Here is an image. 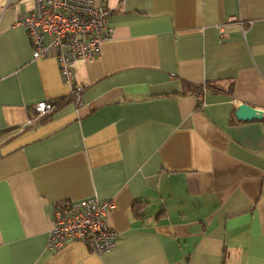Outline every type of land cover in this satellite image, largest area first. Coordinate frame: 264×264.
<instances>
[{"label": "crops", "instance_id": "0c3cea01", "mask_svg": "<svg viewBox=\"0 0 264 264\" xmlns=\"http://www.w3.org/2000/svg\"><path fill=\"white\" fill-rule=\"evenodd\" d=\"M34 2L0 0V264H264V0H93L112 37L80 102L32 57ZM91 196L116 249L48 250L54 207Z\"/></svg>", "mask_w": 264, "mask_h": 264}, {"label": "built area", "instance_id": "2783aa9c", "mask_svg": "<svg viewBox=\"0 0 264 264\" xmlns=\"http://www.w3.org/2000/svg\"><path fill=\"white\" fill-rule=\"evenodd\" d=\"M108 16L109 12L96 6L93 0H35L32 11L17 24L26 31L33 59L54 57L62 80L70 85V93L76 94L80 102L78 91L82 87L76 85V69L100 57L101 43L111 39ZM220 32L225 37L222 28ZM55 105L48 101L35 104L27 125L39 122ZM113 208L111 200L101 201L94 196L58 203L53 210L46 248L55 252L68 242H81L94 254L115 250L119 235L107 222Z\"/></svg>", "mask_w": 264, "mask_h": 264}, {"label": "water", "instance_id": "95a60500", "mask_svg": "<svg viewBox=\"0 0 264 264\" xmlns=\"http://www.w3.org/2000/svg\"><path fill=\"white\" fill-rule=\"evenodd\" d=\"M235 115L241 121L261 120L263 112L260 109H255L251 105L242 103L238 106Z\"/></svg>", "mask_w": 264, "mask_h": 264}, {"label": "trees", "instance_id": "16d2710c", "mask_svg": "<svg viewBox=\"0 0 264 264\" xmlns=\"http://www.w3.org/2000/svg\"><path fill=\"white\" fill-rule=\"evenodd\" d=\"M52 103H53V102H52ZM59 103H60V101H55L53 104H54V105L56 104L55 106H57ZM47 115H48V114H47ZM45 118H46V117L40 119L39 122L43 121ZM135 212H136V215H137V216L141 215V213H139V210H135Z\"/></svg>", "mask_w": 264, "mask_h": 264}]
</instances>
